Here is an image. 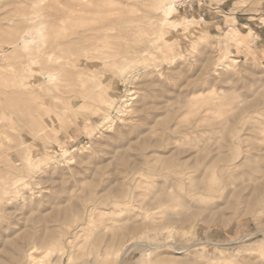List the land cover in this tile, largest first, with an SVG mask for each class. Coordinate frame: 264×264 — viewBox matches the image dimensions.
I'll list each match as a JSON object with an SVG mask.
<instances>
[{
    "label": "rangeland",
    "instance_id": "rangeland-1",
    "mask_svg": "<svg viewBox=\"0 0 264 264\" xmlns=\"http://www.w3.org/2000/svg\"><path fill=\"white\" fill-rule=\"evenodd\" d=\"M173 5L0 0V264H264V0Z\"/></svg>",
    "mask_w": 264,
    "mask_h": 264
},
{
    "label": "bare ground",
    "instance_id": "bare-ground-1",
    "mask_svg": "<svg viewBox=\"0 0 264 264\" xmlns=\"http://www.w3.org/2000/svg\"><path fill=\"white\" fill-rule=\"evenodd\" d=\"M157 4L159 7H161V9L163 10V15H164V18H163V21L165 23H167V26L170 28H174V27H177V26H182L184 24V26H188L191 24V20L189 19H184L182 21H171L170 20V15L172 14V11L174 10V5H173V0H157ZM161 4H163L161 6ZM168 4V5H167ZM32 29V28H31ZM31 29H27L25 31V34H23L20 39H18L17 41H14L11 43V45L13 47H17L18 45L22 44L24 47H29V45L31 43H35V42H41V45L44 46V35H45V32H44V29L43 28H38V27H35V31L37 33V35H31ZM38 37V38H37ZM40 38V39H39ZM63 42V41H62ZM52 44V42L50 43ZM64 44V43H62ZM61 44V45H62ZM53 45V44H52ZM52 45H50L49 47H53ZM60 45V44H59ZM46 46V45H45ZM44 46V47H45ZM23 48V47H22ZM42 48V47H41ZM40 48V50H41ZM43 49H46V48H43ZM56 49V48H55ZM37 50V49H36ZM39 50V51H40ZM49 51V50H48ZM38 52V50H37ZM44 52V51H42ZM46 53V52H45ZM47 56V55H46ZM48 57H51V54L48 53ZM60 57H58L59 59ZM57 59V60H58ZM57 62V61H56ZM59 62V61H58ZM36 63V62H35ZM64 63V62H63ZM61 65V64H60ZM53 69V68H52ZM55 69V68H54ZM60 71L61 69H57L56 70H47L46 72H44L42 75L47 78V82L51 83V84H54V83H58L61 79L60 77ZM41 75V74H40ZM46 80V79H45ZM209 183V182H208ZM42 238V237H41ZM51 239V238H50ZM47 241V240H46Z\"/></svg>",
    "mask_w": 264,
    "mask_h": 264
}]
</instances>
